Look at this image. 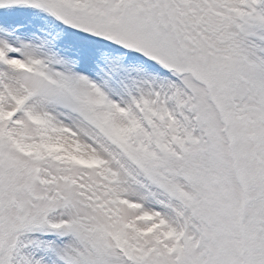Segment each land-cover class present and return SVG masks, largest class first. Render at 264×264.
I'll return each instance as SVG.
<instances>
[{
  "label": "snow or ice",
  "instance_id": "6c2138e0",
  "mask_svg": "<svg viewBox=\"0 0 264 264\" xmlns=\"http://www.w3.org/2000/svg\"><path fill=\"white\" fill-rule=\"evenodd\" d=\"M0 264H264V0H0Z\"/></svg>",
  "mask_w": 264,
  "mask_h": 264
}]
</instances>
